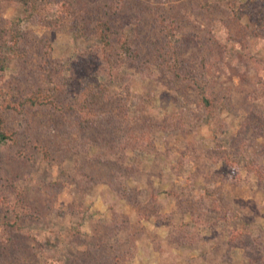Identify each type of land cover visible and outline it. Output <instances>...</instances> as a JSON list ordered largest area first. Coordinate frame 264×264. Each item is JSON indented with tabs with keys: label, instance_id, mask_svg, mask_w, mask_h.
Returning a JSON list of instances; mask_svg holds the SVG:
<instances>
[{
	"label": "rangeland",
	"instance_id": "rangeland-1",
	"mask_svg": "<svg viewBox=\"0 0 264 264\" xmlns=\"http://www.w3.org/2000/svg\"><path fill=\"white\" fill-rule=\"evenodd\" d=\"M70 1L77 18L44 24L0 0V100L58 68L59 102L89 80L98 116L4 112L0 264H264V179L247 172L264 170V0ZM98 20L127 44L110 67Z\"/></svg>",
	"mask_w": 264,
	"mask_h": 264
},
{
	"label": "trees",
	"instance_id": "trees-1",
	"mask_svg": "<svg viewBox=\"0 0 264 264\" xmlns=\"http://www.w3.org/2000/svg\"><path fill=\"white\" fill-rule=\"evenodd\" d=\"M18 1L24 11L28 16L38 17L42 23L48 24L53 21L60 22L62 19H66L68 17H76L77 8L75 4L70 0H15ZM56 6V10H52V8ZM53 15V16H52ZM17 21L8 20L7 27L10 32V43L15 44L17 42V38L19 37L17 32L12 29L15 28ZM79 27H76V32L79 31ZM94 35L97 40L98 48L97 51H100V55L102 57V63L105 67H110L113 65L114 59H117V56L127 51V44L125 41L120 42V44L116 45L111 41L110 37V26L105 20H98L94 26ZM124 49V50H121ZM4 64L0 65V69H3ZM45 67V66H44ZM58 68L52 70L51 67L44 68L43 77L49 83L46 91L37 90L33 93L27 94L25 96L17 97L13 93H9L6 95L3 100H0V141L5 139H13L14 132L8 131L5 129V116L4 112L6 110H13L16 113H21L25 106H35V105H43V104H52L54 107L62 109H72L76 111L78 123L82 128H90L93 124L97 122V114L93 108L94 104L91 99L92 95L95 92V88L91 81L87 80L80 91L74 94L71 98L67 100L66 103L62 104L59 102V96L68 95L71 91L73 85L71 83V79L65 78L64 72L58 71ZM71 85V86H70ZM198 93L200 95L198 101V107L204 109V111L211 115L212 109L214 107V102L207 97L205 94L204 88L197 84ZM71 89V90H70ZM146 133L141 135L142 139ZM146 139L149 140V136H145ZM150 141V140H149ZM247 172L254 173L258 176L260 180L264 179V170L256 165L253 162H249L247 165ZM234 234H230V239L236 240L238 237H235Z\"/></svg>",
	"mask_w": 264,
	"mask_h": 264
}]
</instances>
